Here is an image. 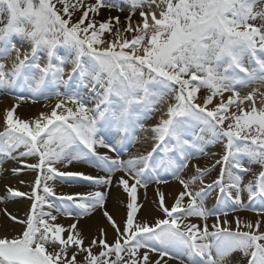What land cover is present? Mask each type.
Here are the masks:
<instances>
[{
  "label": "snow or ice",
  "instance_id": "6c2138e0",
  "mask_svg": "<svg viewBox=\"0 0 264 264\" xmlns=\"http://www.w3.org/2000/svg\"><path fill=\"white\" fill-rule=\"evenodd\" d=\"M105 9L127 15L97 19ZM261 87L264 0H0V93L17 101L4 112L0 167L14 160L38 170L30 193L7 187L0 197L31 201L24 219L4 210L0 264H264L261 220L228 218L264 217ZM40 99L56 102L32 120L16 114L21 102ZM137 133L150 150L121 159ZM216 145L222 154L202 167V157L218 155L209 151ZM28 157L37 160L26 164ZM73 164L105 175L68 170ZM168 175L183 191L169 207L157 188L163 218L141 220L137 188L165 184ZM58 178L97 190L57 195L48 182ZM114 184L128 197L122 226L106 209ZM97 210L114 239L100 227L85 244L78 222ZM59 217L75 222L65 227ZM10 223L22 230L9 234Z\"/></svg>",
  "mask_w": 264,
  "mask_h": 264
},
{
  "label": "bare ground",
  "instance_id": "6f19581e",
  "mask_svg": "<svg viewBox=\"0 0 264 264\" xmlns=\"http://www.w3.org/2000/svg\"><path fill=\"white\" fill-rule=\"evenodd\" d=\"M8 63L10 64V61H8ZM252 87H258L257 85H252L250 87L247 88H243L241 92V95H245L246 93H248L249 91H251ZM261 92H264V87L260 88ZM256 102H257V106L260 105V97L259 95L256 97ZM31 101L27 100L24 102H21V107H23L22 109H20L18 111V114L22 117L23 115H26L27 112L29 111H35L37 113H40V111L42 110L43 107L40 108H36V109H27L24 108V106L26 107L27 104H30ZM250 103V102H247ZM23 104V105H22ZM11 108L10 104H6L4 102H0V114L1 110H7ZM4 111V112H5ZM115 139H113L112 142H114ZM129 156L131 154L136 153L138 150L143 152L144 151V143L143 145H138V146H134L133 143H129ZM140 146H142L140 148ZM98 151L101 152V154H107L109 156H111L112 158H116L115 157V153H110L107 151V149H98ZM127 156V155H126ZM126 160V159H124ZM214 162V158H208V157H202L200 160V164L201 166H210L211 164H213ZM16 166L18 165H12L11 167H7L4 169V171L1 172L2 175H4L3 179H0V187L4 188L2 190H0V197H4L6 192H2V191H6L7 186L8 187H12L15 190H18L20 192H24L26 189V186H24L23 183H20L19 181L22 180V178L18 177V178H14L11 177V169L12 168H16ZM88 165L85 164H73L69 167L68 170L71 171H83L86 174L88 173ZM38 171V170H37ZM259 171V167L257 166L255 169V172ZM190 172L188 170H185L184 173H182V175L184 176L185 179H188L190 176ZM89 175H93V176H97V175H105L103 172H99L97 170L96 173L90 174ZM117 175H120L119 173ZM210 177V176H209ZM209 177L207 179H205V182L207 183L209 180ZM216 175H214L213 178H215ZM252 178L251 176H245L244 180L245 182H247L248 179ZM210 180H212L210 178ZM167 183L165 184H161L159 186H157L155 183L149 185L146 189L145 188H137V203L139 205H142V207L140 208L139 212L137 213V216L141 219V220H147L149 223L154 222V220L156 218H163V213H161L160 211H158V198L156 196V191L157 188H159L164 194H165V201L167 206L171 207V205L174 203V200L176 198V196L183 191L182 186L180 185V183L174 179L171 175H168L167 178ZM51 186L54 187V190L56 192L57 195L60 194H75V193H82V194H87L90 191H96L97 189L95 188H89V187H82L79 184H74V185H69L67 183H60L59 178L55 181H49L48 182ZM110 193L107 194L106 197V209L107 211L110 213V215L113 216L114 220L120 224L121 226L123 225V221L126 219V214H127V203H128V197L127 194L123 192V189L120 187L115 186V184L113 185V188L110 189L109 191ZM25 193V192H24ZM247 197V194L245 193L243 196V200H245ZM214 200V198H213ZM155 201V203H154ZM186 202V201H185ZM212 203V199L210 200V204ZM28 207H31V202L29 204H27L26 202L20 201L16 199H10L8 200V202L6 203H0V210L4 211L5 209H7V211L9 213H11L12 215L18 217L19 219H24L25 218V213L29 210ZM102 211L103 210H97L96 212L93 213V215L91 217H85L82 218L79 222H78V228L79 230H81L82 235L85 237V244H87L91 239H93L94 237L98 236V228L100 227H105L107 229L108 235H107V240L109 243H111L114 239V231L110 228L109 225H107L106 222V218L103 217L102 215ZM238 216L240 217L242 220L245 221H251L253 223H255V221L257 219L261 220V225H260V231L264 232V217H258L256 215L255 212H251V211H239V212H235V213H231L229 215V219H233V217ZM7 218L5 216H3V218H0V225H3L5 220ZM221 219H223V217H221ZM215 221V217H210L207 221L209 227L211 228V225L214 223ZM75 221L71 218H66V217H59L57 220V223L62 224L65 227H68L69 225H71L72 223H74ZM191 222L193 223H198V224H203V221H200L197 219L194 220L192 219ZM233 227H235V224L233 223ZM22 230L20 225H16L14 223H10V226L8 228V232L9 234H16L19 233ZM5 233V229L3 227H0V235H3ZM235 255H239V254H235ZM169 264H176L175 260L169 261Z\"/></svg>",
  "mask_w": 264,
  "mask_h": 264
},
{
  "label": "rangeland",
  "instance_id": "374dc122",
  "mask_svg": "<svg viewBox=\"0 0 264 264\" xmlns=\"http://www.w3.org/2000/svg\"><path fill=\"white\" fill-rule=\"evenodd\" d=\"M117 15H119L120 17H121V20L123 21V19H124V17L127 15V12H123V13H118V12H115V11H112V12H109L108 10H102V13H101V15L99 16V17H97V19H99V20H104V19H107L109 16H117ZM136 18H138V14H137V17H134V19H136ZM243 90V88L242 89H240V91H242ZM200 95H203V92H201L200 93ZM226 96L228 95L227 93L225 94ZM0 102H4V103H6V104H10V106H12L13 104H15V103H17V101L13 98V96L12 95H9V94H7V93H0ZM55 100H48V101H46V100H44V99H40L37 103H30V104H27L26 105V107L24 106V108H27V109H36V108H40V107H43L42 108V110L40 111V113L41 112H48V111H50L51 110V106H53L54 104H55ZM247 103V102H246ZM45 104H48L49 105V107L48 108H45L44 107V105ZM23 105V104H22ZM260 106V105H259ZM258 106V107H259ZM166 107V106H165ZM23 107H21V103H20V106L18 107V109H17V115L20 117V118H22L19 114H18V111L20 110V109H22ZM1 111H3V112H1V114H0V132H3L4 131V124H3V117H4V111L5 110H1ZM40 113H37V112H35V111H29V112H27V114L26 115H23V117L24 118H22V119H25V120H32V119H34V118H36V117H38L39 116V114ZM159 116H160V113L159 112H156L155 114H153V116H152V118L151 119H148V120H146L144 123H145V125L146 126H152V125H154L156 122H157V120L159 119ZM137 135L138 136H140L141 137V139L140 140H136V141H134L133 142V145L135 146H138V145H143V142H142V136H143V134L142 133H137ZM115 142V141H114ZM128 147H129V145H127ZM142 146H140V148H141ZM150 147H151V141H149L147 144H145L144 143V150L145 149H147V150H150ZM130 148V147H129ZM128 148V149H129ZM22 150V149H21ZM209 151H211V152H216L218 155L216 156V157H212V158H214V161H215V159H217V158H219V155L220 154H222V151H223V149H222V147L220 146V145H216V146H214V147H212V148H210L209 149ZM16 153H14V155H15ZM128 154H130L129 153V150H128V153L127 154H125V153H121V156H120V158L121 159H128L129 158V155ZM127 155V156H126ZM36 160H37V158H35V157H28V158H25L24 159V163H26V164H31V163H35L36 162ZM214 163V162H213ZM12 165H18V166H16V168H18V169H20V171H19V173L18 174H13L12 173V171H11V177H14V178H18V177H20V178H22V180L21 181H19L20 183H23L24 184V186H26V189H25V193H30L31 192V190H32V186L34 185V183H35V178H36V175H37V171H31V170H28V169H26V168H23L22 167V164L21 163H19V162H17V161H14V160H6L5 161V163L3 164V166L2 167H0V179H3L4 178V175H2L1 174V172L2 171H4V169L5 168H7V167H11ZM256 167H257V165H252V169H253V171L255 172V169H256ZM88 173L87 174H93V173H96L97 172V169L96 168H93V167H88ZM218 173H219V166H217L212 172H211V174L209 175V176H207V177H205V179H207L208 177H209V180H208V182L207 183H209V182H211V180H210V178L211 179H213V177H214V175H218ZM245 176H251V173H249V174H247V175H245ZM244 176V177H245ZM252 177V176H251ZM166 179L168 178V176H166L165 177ZM206 183V182H205ZM151 184H153V183H150L149 185H151ZM8 187V186H7ZM113 188V187H112ZM111 188V189H112ZM2 189H4V188H1L0 187V190H2ZM2 192H6L5 190L4 191H2ZM108 193H110V192H108ZM215 196H216V193H213L212 194V196L209 198V200L207 201V206L209 207V208H212L214 205H215ZM213 198H214V200H213ZM16 199V198H15ZM212 199V203L210 204V200ZM17 200H20V201H23V202H26L27 204H29L31 201H29L26 197H21V198H17ZM243 202L244 203H247L248 201H247V197H246V199L245 200H243ZM29 208V210H30V207H28ZM126 209H127V206H126ZM28 210V211H29ZM27 211V212H28ZM3 216H4V211H1L0 210V218H3ZM192 219H194V220H196L197 221V218H192Z\"/></svg>",
  "mask_w": 264,
  "mask_h": 264
}]
</instances>
